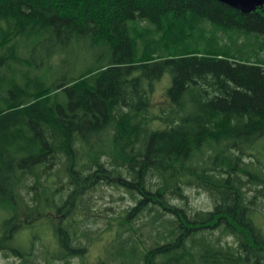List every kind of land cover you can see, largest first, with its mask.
<instances>
[{"label":"trees","instance_id":"16d2710c","mask_svg":"<svg viewBox=\"0 0 264 264\" xmlns=\"http://www.w3.org/2000/svg\"><path fill=\"white\" fill-rule=\"evenodd\" d=\"M75 45L97 63L71 69ZM100 185L128 205L98 213ZM261 207L264 4L0 0V252L31 264L46 231V264H89L106 238L96 264H264Z\"/></svg>","mask_w":264,"mask_h":264},{"label":"rangeland","instance_id":"374dc122","mask_svg":"<svg viewBox=\"0 0 264 264\" xmlns=\"http://www.w3.org/2000/svg\"><path fill=\"white\" fill-rule=\"evenodd\" d=\"M74 49L71 52V55L69 57L68 63L69 66H71V69L73 68H79L82 66L85 62L91 60L94 63H97V60L92 58L89 59L92 52L85 50L82 46H77L75 45L73 47ZM85 60H82V59ZM103 61V60H102ZM52 64L54 65L53 61ZM52 70V68L48 67L46 65V71L49 73ZM171 83V76L169 73H164L162 77L157 80L154 84V89L151 95V102H150V113L155 114L159 111L160 107H165L168 104V97L166 94L167 88L169 87ZM121 190L117 191L114 190L110 186L106 185H100L96 187L94 191L88 192V195L93 197V203L95 206V209H97L98 213H103V210L105 208L110 209L109 214H113L112 212H117L118 210L122 209L123 207H126L130 201V198L123 194L124 197L120 198ZM190 197H191V202L195 207L198 208H208L210 199L207 197L206 194L204 193H197L195 190H192L190 192ZM263 207H261L262 209ZM264 212V209H262ZM107 214V215H109ZM3 218V214L0 212V221ZM93 218H97L96 215L95 217H90L89 222L90 226L93 228H102L104 226V222L102 219L100 221L97 220V222H92ZM258 223L261 227H264V218H259ZM38 232V229H31L28 231H24L20 234L17 235L15 243L18 246H22V249H28L29 244H30V239L33 238V236ZM44 232V231H42ZM44 240L41 243L40 241H35L34 246H32V249L30 252L28 251L27 253H30L29 255V261L31 264H46L43 262V257H42V251L44 249H47L50 252H56L57 247L55 244H49L50 242V234L48 232H44ZM109 237V236H107ZM110 238V237H109ZM108 238L105 240H99L96 244H94L91 247V251L88 254L87 261L89 264H96L97 261V256L101 254L100 250L102 249L103 246L106 245ZM229 240V239H228ZM73 262H78V258H73ZM33 262V263H32ZM35 262V263H34ZM59 262H54V264H57ZM0 264H29V263H24L20 262V260L12 256V254L9 252L4 253L3 251L0 252Z\"/></svg>","mask_w":264,"mask_h":264},{"label":"water","instance_id":"95a60500","mask_svg":"<svg viewBox=\"0 0 264 264\" xmlns=\"http://www.w3.org/2000/svg\"><path fill=\"white\" fill-rule=\"evenodd\" d=\"M232 8L239 9L243 12H249L254 6L263 5L264 0H218Z\"/></svg>","mask_w":264,"mask_h":264}]
</instances>
